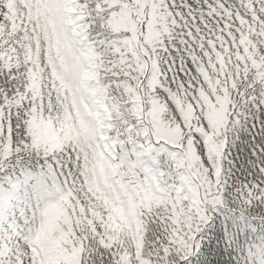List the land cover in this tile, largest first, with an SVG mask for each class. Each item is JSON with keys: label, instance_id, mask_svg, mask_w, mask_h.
Listing matches in <instances>:
<instances>
[{"label": "snow or ice", "instance_id": "obj_1", "mask_svg": "<svg viewBox=\"0 0 264 264\" xmlns=\"http://www.w3.org/2000/svg\"><path fill=\"white\" fill-rule=\"evenodd\" d=\"M0 264H264V0H0Z\"/></svg>", "mask_w": 264, "mask_h": 264}]
</instances>
